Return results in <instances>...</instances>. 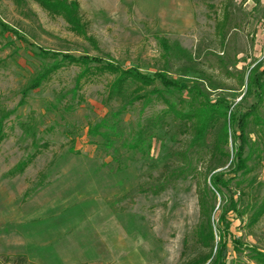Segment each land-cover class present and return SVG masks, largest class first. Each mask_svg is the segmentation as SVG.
I'll return each mask as SVG.
<instances>
[{
    "label": "rangeland",
    "instance_id": "1",
    "mask_svg": "<svg viewBox=\"0 0 264 264\" xmlns=\"http://www.w3.org/2000/svg\"><path fill=\"white\" fill-rule=\"evenodd\" d=\"M69 1L78 3L90 41L34 0H22V9L16 0H0V20L9 27H0V110L14 111L0 145V264H17L20 256L28 264H183L185 240L200 217L197 183L158 197L134 192L152 162L128 156L119 140L117 157L106 156L88 136L92 124L112 120L110 114L122 108L118 97L108 99L111 78L84 84L81 104L73 99L76 65L64 67L20 106L22 93L54 62L41 58L40 49L111 60L152 75L168 68L158 42L165 38L178 48L170 59L175 75L199 49V62L209 49L220 52L216 26L227 10L230 42L243 51L238 68L247 70L264 61V0ZM218 81L233 89L226 94L232 100L245 92L237 77ZM139 110L123 115L120 133L129 131ZM37 151L24 173L12 175ZM163 152L154 142L151 159ZM232 233L255 244L237 221ZM228 256L235 257L231 244Z\"/></svg>",
    "mask_w": 264,
    "mask_h": 264
},
{
    "label": "trees",
    "instance_id": "2",
    "mask_svg": "<svg viewBox=\"0 0 264 264\" xmlns=\"http://www.w3.org/2000/svg\"><path fill=\"white\" fill-rule=\"evenodd\" d=\"M34 1L51 16L63 18L71 32L90 41L77 2ZM16 2L22 9V0ZM231 21L232 13L227 10L217 23L220 52L209 49L204 61L199 62V49L197 58L186 56L175 75L170 71V59L178 48L165 38L158 42L168 68L152 75L137 68L125 69L111 60L87 55L75 58L40 49L41 58L54 62L34 77L20 102L23 106L31 92L67 65L80 68L73 92V99L80 104L84 101L79 94L84 84L111 78L106 85L108 99L118 97L122 108L110 114L112 120L106 117L92 124L88 136L106 156L117 157L119 149L115 145L119 140L128 156L140 154L152 162L134 192L158 197L191 180L197 183L200 217L185 240L183 264H264V248L259 245L264 242V61L247 70L238 68L243 51L230 42ZM0 27L9 31L1 20ZM218 77L239 78L245 89L239 101L226 95L233 89ZM137 107V121L128 124L127 133H120V119ZM13 114L0 110V145L7 137V122ZM156 141L163 145L164 152L160 159H151ZM37 154L19 163L12 175L24 173ZM236 221L255 244L232 233ZM230 244L235 257L228 256ZM14 260L28 264L25 257Z\"/></svg>",
    "mask_w": 264,
    "mask_h": 264
}]
</instances>
